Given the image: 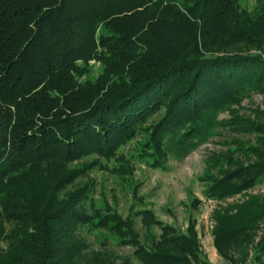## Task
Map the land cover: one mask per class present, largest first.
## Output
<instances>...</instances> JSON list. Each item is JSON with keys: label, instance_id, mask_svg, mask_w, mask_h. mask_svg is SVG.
Instances as JSON below:
<instances>
[{"label": "trees", "instance_id": "trees-1", "mask_svg": "<svg viewBox=\"0 0 264 264\" xmlns=\"http://www.w3.org/2000/svg\"><path fill=\"white\" fill-rule=\"evenodd\" d=\"M254 95L264 0H0V264H210L197 218L159 219L136 170L168 171L224 133L199 177L207 200L239 198L213 212L214 246L227 264H264ZM96 172L120 182L127 212ZM92 233L131 253L93 248Z\"/></svg>", "mask_w": 264, "mask_h": 264}, {"label": "rangeland", "instance_id": "rangeland-1", "mask_svg": "<svg viewBox=\"0 0 264 264\" xmlns=\"http://www.w3.org/2000/svg\"><path fill=\"white\" fill-rule=\"evenodd\" d=\"M243 2L251 10H255L259 5V0H243ZM243 106L245 108L259 106L264 109V98L260 95H254L251 99L246 100ZM229 117L228 114H224L221 118L228 119ZM230 138H232L230 133H224V136L202 146L186 160L182 162L171 160L168 163V171L151 170L142 163L137 164L136 170V179L143 183L141 192L147 197L149 207L156 212L159 219L185 230L189 218L191 216L197 218L201 247L210 264H227L214 246L212 214L220 205L237 201L239 198L230 199L222 204L207 200L203 195L205 185L199 180V177L205 171V160L208 156L211 153L226 150L225 142ZM94 176L98 178L101 184L105 185L108 200L117 199L120 211L127 212L128 200L121 190L120 182L103 172H96ZM114 192L115 197L113 196ZM252 193L264 194V184L256 187ZM196 200L200 201H197V208H194L193 203ZM87 237L95 249L100 248L98 239L107 238V242L112 245L111 248L118 255L131 253L130 248L116 247L114 237L110 234L99 233L96 236L92 233L87 234Z\"/></svg>", "mask_w": 264, "mask_h": 264}]
</instances>
